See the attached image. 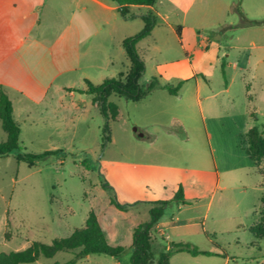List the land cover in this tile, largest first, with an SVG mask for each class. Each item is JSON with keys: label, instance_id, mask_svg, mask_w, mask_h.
Masks as SVG:
<instances>
[{"label": "rangeland", "instance_id": "obj_1", "mask_svg": "<svg viewBox=\"0 0 264 264\" xmlns=\"http://www.w3.org/2000/svg\"><path fill=\"white\" fill-rule=\"evenodd\" d=\"M233 3L239 5L245 22L264 20V0H196L187 14V22L200 25L198 32L208 37L209 42L220 45L216 55L209 59L206 76L197 69L198 57L203 52H193L196 32L190 28L185 34L189 43L186 52L180 49L179 38L159 20L155 44L147 39L138 51L145 63V71L139 79L142 90L153 78L158 83L161 81L156 65L178 60L185 53L196 77L206 79L201 81L202 98L222 89L225 78L220 64L223 61L249 68L248 72L236 73L230 93L211 100L214 111L210 114L203 103L204 120L198 107L192 108L189 100L194 97L193 81L185 84L179 99L164 95L169 99H155L151 109H146L143 101L132 102L110 95L108 101L117 106L118 116L109 123L110 141L104 146L101 139L104 118L88 95L79 94L65 109L56 110L48 104L49 112H57L50 117L40 118V108L34 110L33 123L23 118L15 105L13 118L20 128L19 143L23 151L31 154L61 152L33 167L17 162L14 154L0 158V254L23 250L33 241L49 244L53 238L68 237L75 229L83 228L92 213L108 244L123 246L125 250L116 259L88 255L76 264H130L133 230L149 220L150 208L146 211L144 205H136L120 211L110 204L112 198L117 201L115 191L110 185L111 188H104L102 184L107 182L106 163L142 159L211 171L217 169L220 185L224 186L215 192L204 222L206 234L202 231L201 219L191 224L186 222L204 211L202 204L190 201L180 209L171 205L163 219L180 221L170 225V231L166 229L167 235L172 237L170 241L189 242L203 251L218 247L227 258L180 253L172 258L171 264H264V239L250 233L260 220L264 175L256 172L238 145L244 141L249 122L258 127L264 138V25H244ZM114 14L93 8L94 25L105 18L109 22L108 40L103 36V53L106 46L110 63L101 70L73 75L70 82L73 89L84 87L86 79L100 84L105 78L128 73L130 62L117 41L138 33L143 21L135 17L124 23ZM128 15L132 14L128 11ZM100 40V34L95 35L91 46L98 47ZM229 45L241 49L230 51ZM228 53L229 57H225ZM215 56L218 60H214ZM177 81L172 84L176 85ZM247 89L254 97L252 102L245 96ZM253 108L258 109L254 120L248 117L249 109ZM146 123L151 126L147 127ZM162 124L167 125L166 128ZM145 132L147 134H143ZM5 141L6 134L0 125V143ZM150 143V150H142ZM242 144L241 147H245ZM217 210L222 218L219 221L212 217ZM232 216L237 218L230 219ZM157 241L163 245L168 242L160 237ZM72 258V253H58L51 259L40 258L32 264H63Z\"/></svg>", "mask_w": 264, "mask_h": 264}, {"label": "crops", "instance_id": "obj_2", "mask_svg": "<svg viewBox=\"0 0 264 264\" xmlns=\"http://www.w3.org/2000/svg\"><path fill=\"white\" fill-rule=\"evenodd\" d=\"M195 1L156 0L152 6H131L128 11L132 15L127 19H122L116 10V5L110 0H0V90L11 101L12 115L15 113L16 105L22 117L31 123L36 118L33 115L34 110L39 108L40 118L50 117L57 109H65L68 103H72L79 95L68 90L73 89L70 83L73 75L86 70H101L103 67H108L110 61L106 46L103 53V36L105 41L108 40L109 22L105 18L94 25L93 8L115 13L114 15L124 23L147 14L155 18V25L150 35L136 44L137 53L139 47L145 43L143 41L151 39L150 41L155 44L154 35L158 20L161 25L168 27L171 33L173 32L179 38L180 49L184 52L189 46L185 38L187 28L194 30L196 45L193 47V52L195 54L203 52L198 57L197 69L206 76L207 66L210 65L209 59L216 55L220 45L209 42L208 37L201 35L198 32L201 28L200 25L187 22V14ZM77 13L81 15L78 17ZM81 24L91 25L95 29V35L100 34L101 40L98 47L91 46L93 38L82 42L85 32L79 26ZM124 39L120 38L117 41L121 47ZM203 48L207 49L202 51ZM227 49L236 51L241 47L229 45ZM252 49H257V47H252ZM185 54L178 60L173 59L155 67L156 74H159L161 80L158 83L160 86L165 84L175 86L172 84L173 81L178 80L177 83L180 80L184 81L177 95H170L166 90L157 88L136 102L143 101L146 109H151L152 104L156 102L155 99H169L164 95L179 99L185 84L193 81L194 97L189 100L192 108L198 107L199 115L204 120V104L209 114L214 111V104L211 100H216L220 94L230 93L236 73L248 72L249 68H239L235 63L223 61L220 64L223 65L225 78L222 89L202 98L200 95L201 81L206 79L196 77ZM225 57H229V53ZM140 58L142 59V57ZM214 58V60H218L216 56ZM262 62H264V58H262ZM245 92H247L245 96L248 102H252L254 97L248 89ZM81 95L84 94L79 96ZM50 103L56 109L53 113L48 111ZM193 111L195 113V110ZM248 112V117L254 120L258 109H249ZM146 124L147 127L151 126V123ZM161 126L166 128L167 125L162 124ZM182 126L187 125L182 123ZM253 127L258 128L253 123L246 124L245 134ZM143 134H147V132ZM147 145V148L142 150L152 148L151 143ZM106 166L105 176L108 184L115 191L118 203L131 204L128 209H132L136 205H144L148 211L149 202L171 200L181 185L186 203L193 201L205 206L202 213L196 215L197 217L187 219L186 222L191 224L197 219H201L202 231L206 234L204 222L208 217L215 192L224 188L220 185L221 180L217 169L211 171L142 159L118 160L106 163ZM183 206L180 205L178 209ZM212 217L216 221L222 219L219 210L214 211ZM163 218L164 215L156 224V229L159 231L158 237L170 242L172 237L167 235L166 229L170 231V225H176L180 221L175 218L166 222ZM234 218L237 217L232 216L230 219ZM236 227L239 228L240 225H236ZM176 238L184 240L185 237ZM176 255L178 254L170 258L169 264Z\"/></svg>", "mask_w": 264, "mask_h": 264}, {"label": "trees", "instance_id": "obj_3", "mask_svg": "<svg viewBox=\"0 0 264 264\" xmlns=\"http://www.w3.org/2000/svg\"><path fill=\"white\" fill-rule=\"evenodd\" d=\"M116 5L118 14L127 19L128 9L131 6H152L156 0H110ZM244 25H264V20L245 22L242 17L241 9L232 4ZM143 28L133 36L127 37L122 41V47L130 62V68L126 76L122 74L116 78H106L100 84H93L89 80H84V87L78 89H68L69 91L84 94L91 97V102L95 105L104 118V125L101 130L102 144L108 143L109 123L114 122L118 116L117 106L108 101L110 95L115 94L126 98L129 101L136 102L157 88L166 90L170 95H177L178 90L184 81H179L175 86L165 84L160 86L153 78L142 90L139 85V79L144 73V61L139 57L136 44L150 35L154 25L155 18L150 15L141 16ZM244 21V22H243ZM222 75L224 76L223 65ZM13 109L10 99L0 90V125L6 134V141L0 143V158L9 154H14L17 162H24L28 167L36 166L39 162L50 156L60 153V150L47 151L42 154L25 153L19 143L20 128L12 115ZM245 144V147L243 144ZM242 144V145H241ZM239 148L245 152L249 160L255 167L259 175H264V138H261L260 132L256 127L251 128L245 134L244 141L238 144ZM104 188H111L105 181ZM260 220L259 223L251 228L250 233L258 239H264V198L260 200ZM110 204L120 211H126L131 204H120L114 198L110 199ZM183 188L179 185L174 197L167 201L149 202L150 209L149 220L137 225L132 233V255L130 264H169L170 258L179 253H186L192 257H226V253L217 247V250L203 251L196 245L189 242H167L165 245L159 243V231L156 229L158 220L164 215L166 209L175 205H185ZM260 230V231H259ZM163 240V238H161ZM125 248L123 246H111L101 230L96 217L90 213L85 220L83 228L75 229L68 237L53 238L49 244L37 241L31 242L25 249L12 251L8 254H0V264H32L40 258L51 259L58 253H72L73 258L63 264H76L79 259L88 255H105L112 258H118ZM77 251V252H75ZM75 252V253H73ZM60 264V263H54Z\"/></svg>", "mask_w": 264, "mask_h": 264}, {"label": "clouds", "instance_id": "obj_4", "mask_svg": "<svg viewBox=\"0 0 264 264\" xmlns=\"http://www.w3.org/2000/svg\"><path fill=\"white\" fill-rule=\"evenodd\" d=\"M81 14L77 13L76 16H80ZM82 18V17H81ZM85 32V34L82 37V42L87 39H91L95 36V29L91 25L81 24L79 25Z\"/></svg>", "mask_w": 264, "mask_h": 264}]
</instances>
